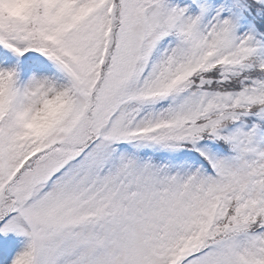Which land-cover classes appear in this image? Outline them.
Instances as JSON below:
<instances>
[{
	"label": "snow or ice",
	"instance_id": "snow-or-ice-1",
	"mask_svg": "<svg viewBox=\"0 0 264 264\" xmlns=\"http://www.w3.org/2000/svg\"><path fill=\"white\" fill-rule=\"evenodd\" d=\"M0 264H264V0H0Z\"/></svg>",
	"mask_w": 264,
	"mask_h": 264
}]
</instances>
